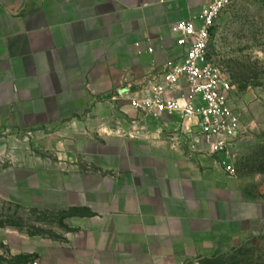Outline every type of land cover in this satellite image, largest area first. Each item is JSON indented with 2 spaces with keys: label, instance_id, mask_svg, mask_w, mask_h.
Wrapping results in <instances>:
<instances>
[{
  "label": "crops",
  "instance_id": "crops-1",
  "mask_svg": "<svg viewBox=\"0 0 264 264\" xmlns=\"http://www.w3.org/2000/svg\"><path fill=\"white\" fill-rule=\"evenodd\" d=\"M206 2L0 0V199L56 208L64 229L12 253L189 264L264 240V196L206 178L200 138L190 151L176 116L143 118L129 105L180 60L170 25Z\"/></svg>",
  "mask_w": 264,
  "mask_h": 264
},
{
  "label": "rangeland",
  "instance_id": "rangeland-1",
  "mask_svg": "<svg viewBox=\"0 0 264 264\" xmlns=\"http://www.w3.org/2000/svg\"><path fill=\"white\" fill-rule=\"evenodd\" d=\"M209 54L235 86L233 101L240 115L241 134L234 145L235 158L229 171L226 162L207 151H197L198 168L209 179L214 174L226 177L250 198L264 196V0H233L219 17ZM179 136L177 140H183ZM192 144H186L190 151L194 150ZM27 207L0 199V264H22L23 258L33 256L23 253L24 249L14 254L11 248L31 245L34 235L47 239L64 234L57 224L62 220H56L59 210ZM17 232L27 239L8 240L10 233ZM189 264H264V240L228 255L202 257Z\"/></svg>",
  "mask_w": 264,
  "mask_h": 264
},
{
  "label": "built area",
  "instance_id": "built-area-1",
  "mask_svg": "<svg viewBox=\"0 0 264 264\" xmlns=\"http://www.w3.org/2000/svg\"><path fill=\"white\" fill-rule=\"evenodd\" d=\"M232 1L207 0L197 16L172 23L175 44L184 48L180 60L167 61L147 92L129 100L143 118L176 116L183 139L194 146L193 138H200L207 152L227 163V171L240 139V115L233 101L235 86L213 62L209 46L222 11ZM22 264L41 263L31 256Z\"/></svg>",
  "mask_w": 264,
  "mask_h": 264
},
{
  "label": "trees",
  "instance_id": "trees-1",
  "mask_svg": "<svg viewBox=\"0 0 264 264\" xmlns=\"http://www.w3.org/2000/svg\"><path fill=\"white\" fill-rule=\"evenodd\" d=\"M31 256H29V257H25V258H23V262H25L26 260H28L29 258H30Z\"/></svg>",
  "mask_w": 264,
  "mask_h": 264
}]
</instances>
